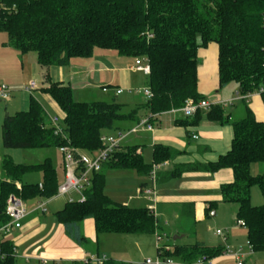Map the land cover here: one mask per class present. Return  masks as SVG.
<instances>
[{
	"label": "trees",
	"instance_id": "trees-1",
	"mask_svg": "<svg viewBox=\"0 0 264 264\" xmlns=\"http://www.w3.org/2000/svg\"><path fill=\"white\" fill-rule=\"evenodd\" d=\"M0 32L8 35V45L21 55L35 53L37 63L43 67H62L73 58L89 59L95 49L147 60L151 98L145 107L149 115L180 109L188 100H203L197 92V51L210 44L218 46L220 88L237 84L240 101L245 103L247 95L264 87V0H0ZM42 91L64 115L62 135L54 134L41 104L31 98L26 111L5 116L1 130L3 149L68 146L79 152H94L100 148V136L113 131L116 122L140 120L138 109L123 114L115 99L76 102L71 88L61 83H49ZM259 95L264 102V92ZM201 117L221 124L230 122L223 107L214 105L186 118L190 122L176 123L194 125ZM231 126L233 139L229 151L199 169L209 173L232 170L233 182L219 190L222 202L237 205L236 219L244 222L251 250L264 253V173H250L253 164L264 165V123L256 121L246 108L245 115L231 121ZM169 156L167 149L157 146L153 164ZM104 167L149 175L152 165H145L135 148L114 153L94 174L91 187L84 192L85 199L68 202L55 214L67 237L77 245L85 244L79 223L87 218L94 220L97 234L163 237L152 211L116 204L104 194ZM195 168L198 167H183L173 176ZM1 169L0 223L8 220L5 208L9 196L25 203L51 198L57 192V172L51 158L38 164L16 165L4 155ZM30 173H41V183H23V177ZM253 188L263 198L260 206L251 204ZM0 249L5 254L0 264H16L13 247L2 243ZM223 250L201 242L174 246L172 250L158 247L161 256L178 258L182 264H192L203 257L214 259ZM103 264L119 263L105 260Z\"/></svg>",
	"mask_w": 264,
	"mask_h": 264
},
{
	"label": "crops",
	"instance_id": "crops-1",
	"mask_svg": "<svg viewBox=\"0 0 264 264\" xmlns=\"http://www.w3.org/2000/svg\"><path fill=\"white\" fill-rule=\"evenodd\" d=\"M2 47L3 53L0 52V81L8 84L9 88L14 86L15 76H17L14 68L18 62L21 65L25 61L29 62V71L32 73L39 71L42 75L44 85L40 89V93L44 105L39 103L47 115L48 124L51 113L45 105L57 113L60 126H62L64 116L50 96L42 91L48 87L49 83H61L69 86L73 100L76 102H110L115 99L118 103L117 97L125 92L132 95L134 92L139 93L141 91L143 93V90L148 88V78L134 69L133 58L123 60L109 50L95 49L91 58H73L62 67H43L37 63L36 54L33 52L21 55L8 43L3 44ZM197 63L198 94L203 100L211 104L232 101V103L222 106L223 114L228 116L229 123L221 124L201 117L194 125H181L176 122H190L191 120H186L181 114H173L168 111L155 115L151 131L140 129L136 133L128 134L127 132L135 126L136 121H120L114 124L113 131L121 132L126 136L121 141L120 150L135 148L136 154L142 158L144 164L145 160H148L145 154L149 153L151 156L149 162L153 161L154 148L157 146L167 149L170 153L169 158L163 161L167 163V166L159 169L152 185L148 175H141L135 170H127L132 173L131 181L135 179L137 182L135 200L131 195H127L129 198L119 196L116 193L108 195L105 192L107 190L106 181L104 186V194L114 203L152 211L157 220L159 233L163 234L161 243H157V234H97L94 220L87 218L79 223L80 232L86 239V243L82 246L77 245L67 237L63 224L55 219V214L69 202L66 198L68 195L53 196L48 199L35 198L25 202L28 215L23 220L21 228L13 229L0 240V244L7 243L13 247L16 264H85L87 260L92 258H104L106 261L119 264H144L146 259L156 260L159 246L172 250L174 246L195 242L205 244L197 239L199 232L197 226L199 223H205L207 214L214 211L218 213L219 207H230L229 217H225L224 211L226 210L224 209L227 208H224L221 214L225 219L220 220L224 228H230L221 231L222 235L214 234L215 237L222 240V247H229L234 252L240 251L239 258L242 264L248 261L262 262L263 258L258 255L264 253L251 252L247 244V250L243 244H238V236L242 231H246L245 227L238 226L237 223L235 227L232 226L238 207L235 204L223 203L219 193L222 185L233 182L232 170L221 169L215 173H209L204 169H199V166L213 163L229 151L233 139L231 121L241 119L245 115L246 108L252 112L256 121L264 123V102L259 94L253 93L245 98V103H242L240 99H236L237 84L232 86L230 83L225 87H219L218 46L216 44L198 49ZM47 78L49 81L46 80ZM26 88L24 89L25 93L32 96L34 90L27 92ZM103 89L106 91L104 92ZM117 90H121V93L117 94ZM136 97L131 104H118L122 106L123 114L138 109L137 117L139 119L145 118L149 115V111L145 107L147 98L144 94L139 98ZM10 98L6 102L11 103V110H16L18 108L14 107L16 100L12 102ZM0 102L4 101L0 100ZM6 115H10L7 108H5V115L0 111V122ZM103 134L107 133L104 132ZM194 135L197 137L196 139L192 138ZM4 155L7 156V154ZM1 160L0 157V178L3 177ZM145 165L149 166V164ZM59 166L62 170L61 162ZM183 167L198 168L185 170L181 175L173 176L176 170ZM105 169L107 168H103V173ZM250 173L253 176L263 174L264 165L253 164ZM41 180L42 175L40 173L30 183H41ZM62 181L63 177L59 179L57 175L58 186ZM19 187L20 185H18ZM118 187L115 190H123ZM122 187L126 188L127 186ZM144 189H150L151 192L146 194L142 192ZM256 189L253 188L251 191V204L260 206L263 204V198L260 194L261 204L255 202L256 196L260 193ZM58 199H63V201L55 202ZM133 201L135 205H130ZM38 204H44V211L35 209ZM210 204L214 205L208 212ZM215 212L212 217L217 216ZM172 221L171 232L173 234L170 235L167 227ZM214 224L217 225V222L215 221ZM238 246L240 248L236 249ZM165 258L171 259V264H182L178 258ZM258 258L261 260H257ZM192 264L197 263L193 262ZM203 264H237V261L231 256L220 255Z\"/></svg>",
	"mask_w": 264,
	"mask_h": 264
},
{
	"label": "built area",
	"instance_id": "built-area-1",
	"mask_svg": "<svg viewBox=\"0 0 264 264\" xmlns=\"http://www.w3.org/2000/svg\"><path fill=\"white\" fill-rule=\"evenodd\" d=\"M134 69L145 76L150 74V66L148 61L143 58H135L134 59ZM263 67H264V58H263ZM36 85L34 82L30 83L26 88L27 92H32L35 89ZM105 92L106 89H103ZM264 92V87L259 88L254 93L261 94ZM117 94L121 93V90L116 91ZM143 94L147 99L151 98V92L149 89H144ZM253 94V93H252ZM251 95V94H249ZM247 95L246 98L249 96ZM10 98V91L8 87L4 84H0V100L8 101ZM236 99H242V97L237 94ZM232 101H227L224 103H215L211 104L206 100H201L200 102H194L193 100L186 101L185 105L180 109H172L169 112L173 114H181L184 118H192L194 114L198 110H209L211 106L221 105L226 106ZM155 115H148L145 118L140 119L133 128H131L127 133H136L137 130L147 129L151 131L153 129V119ZM49 125L54 129L55 135H62L63 126L59 125V118L52 117L49 118ZM125 134L121 132L117 133L115 136L102 134L100 136V148H98L94 152H79L74 148L68 146L59 147V153L61 155V167L63 171V181L57 187V192L54 196L62 197L65 195H69L71 193H76L81 196L83 201L84 192L91 187L92 179L94 174L101 171L102 166L108 159L121 148V141L125 138ZM193 139L197 137L192 136ZM167 166L166 162H161L157 164H153L149 173V179L152 183L155 181V177L159 169ZM142 192L150 193V189H144ZM69 202H73L72 199ZM44 204H38L35 209H40L44 211ZM5 214L7 217L6 223H0V240L8 235L13 229H20L22 226L23 220L28 215V210L25 206V203L16 196H9L6 201ZM238 226L245 227L244 222L237 221ZM218 235H222L221 231H216ZM163 237L157 236V243H161ZM249 249L251 247L247 242ZM240 251H232L229 247H225L221 255L231 256L236 259L237 264H242L240 261ZM252 252V250H251ZM14 254V250L12 251ZM5 258V254L0 249V260ZM211 260H207L204 257L197 259L195 262L197 264H203L206 262H210ZM105 262L104 258H92L87 260L85 264H103ZM172 260L161 256V252H159L156 260L152 261L150 259H146L144 264H171Z\"/></svg>",
	"mask_w": 264,
	"mask_h": 264
},
{
	"label": "rangeland",
	"instance_id": "rangeland-1",
	"mask_svg": "<svg viewBox=\"0 0 264 264\" xmlns=\"http://www.w3.org/2000/svg\"><path fill=\"white\" fill-rule=\"evenodd\" d=\"M8 43V35L5 32H0V52L3 53V44ZM116 54V53H115ZM31 56V55H30ZM116 56H118L119 58L123 59V60H127V57H121L119 55L116 54ZM29 62L25 61L23 63V65H21L20 62H18L14 68L17 76H15V80H14V86L10 87L8 86V84H5L3 82L0 81V84H4L8 87L9 91H10V101H15L14 103V107H18L16 108V110H11V103L9 102H0V111H2V113H4L5 115V108H7V112L10 115L15 114L16 112H20V111H26L29 108L30 105V101L31 98L35 99L38 102H41L43 105V101L41 99V93H40V89H42L44 83L42 82V75H40L39 71H36L35 73H32L31 71H29ZM20 77V80H19ZM34 82L36 87L34 89V91L32 92V96H29L30 94L25 93L24 89L26 87L29 86L30 83ZM231 85H236L234 83H231ZM136 93V94H135ZM143 93H141V91L138 92H134L132 95H130L128 92H125L123 95L118 96L117 97V101L118 103H127V104H131L132 102H134V97L139 98L142 96ZM46 109L51 113V115L49 117H57V113L53 112V110L49 109L48 105H45ZM126 112V111H124ZM58 118V117H57ZM4 118L2 119V121L0 122V157L2 159L4 154H7L8 157L11 158V160L13 161V163H15L16 165H22V164H38L41 163L45 158L50 157L52 160V164L54 166V168L57 171V175L58 178L61 179L63 177V173L62 170L59 166L60 162H61V155L59 153V149L58 148H51V149H39V150H20V149H3L2 147V141H1V130H2V123H3ZM107 135H111V136H115L117 134V132L115 131H111V132H106ZM145 156H147L148 160H145V164H149L152 165L153 161L149 162V160H151V156L150 154H145ZM129 169H110L107 168L104 170L105 173V181H106V188L107 190L105 191L106 194L108 195H112L113 193H116L119 196H125L127 198H129L127 195H131L132 198L135 200L136 196H137V192L136 189L137 187H135V185H137V182L135 181H131V175L132 173L127 171ZM40 173H32L31 175L27 174L23 177L22 182L23 183H30L31 180L37 178V176ZM130 178V179H129ZM150 180V179H149ZM148 181V180H147ZM150 184L152 185V182L149 181ZM127 186L126 188L122 187V186ZM117 186H119L118 188H121L123 190L117 191L115 190V188H117ZM257 190V189H256ZM105 194V195H106ZM67 201H69L70 199H72L73 201H81L82 198L80 195L76 194V193H71L68 196H66ZM257 200L255 199V202L260 203L262 202V198L260 196V193H258V195L256 196ZM63 199H58V201L55 202H62ZM139 202V201H137ZM134 201L130 204V205H135L133 204ZM27 206V205H25ZM235 206H237L235 204ZM135 208V207H134ZM227 208V209H224ZM230 207H219L218 209V213H216V217H212V213H209L207 216V219H205V223H199L197 226V230L199 231L197 234V239L204 242L205 244H207V246L209 247H222L223 243L222 240L218 237H215L214 234L216 233V231H226L227 229H229L230 227H225L223 226L222 222H220V220H224L225 218L223 217V215L221 214L223 212V209L226 210L225 212V217L228 218L230 215ZM215 221L217 222V225L214 224ZM237 222L236 219V214H235V219L233 221V227H235ZM162 223V222H161ZM173 227V221L171 222V224L169 225V227H167L169 229V234L172 235L173 232H171ZM233 234V233H231ZM230 234V235H231ZM246 234V236H245ZM238 244H243L244 248L247 250V232L246 231H242L240 233V235L238 236ZM240 246H238L236 249H239ZM258 256H260L262 259V262L259 263V261L256 262H246L245 264H264V254H259ZM261 258H258L257 260H261ZM258 262V263H257Z\"/></svg>",
	"mask_w": 264,
	"mask_h": 264
},
{
	"label": "water",
	"instance_id": "water-1",
	"mask_svg": "<svg viewBox=\"0 0 264 264\" xmlns=\"http://www.w3.org/2000/svg\"><path fill=\"white\" fill-rule=\"evenodd\" d=\"M174 240H175V238H174Z\"/></svg>",
	"mask_w": 264,
	"mask_h": 264
}]
</instances>
